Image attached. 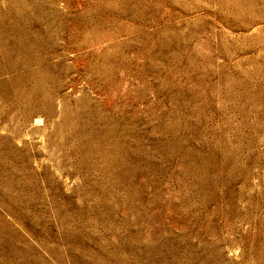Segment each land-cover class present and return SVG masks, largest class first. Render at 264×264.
<instances>
[{"label":"rangeland","instance_id":"rangeland-1","mask_svg":"<svg viewBox=\"0 0 264 264\" xmlns=\"http://www.w3.org/2000/svg\"><path fill=\"white\" fill-rule=\"evenodd\" d=\"M0 83V264H264V0H0Z\"/></svg>","mask_w":264,"mask_h":264},{"label":"bare ground","instance_id":"bare-ground-1","mask_svg":"<svg viewBox=\"0 0 264 264\" xmlns=\"http://www.w3.org/2000/svg\"><path fill=\"white\" fill-rule=\"evenodd\" d=\"M19 27V26H18ZM29 40V39H28ZM21 64V63H20ZM29 69V68H28ZM45 71L43 70H26V72L21 74V76L14 77L12 81L14 83L19 84L23 87H26L27 89H24L23 91V100H30L32 95H35L39 97L37 100L33 99L35 101L29 102L31 103L32 111H38L43 112L46 110L45 102H50L51 96L49 94H46V92L43 90V85L47 81L48 76ZM49 74V73H48ZM25 79V81H23ZM3 83V82H2ZM1 84V83H0ZM2 86V85H1ZM22 89V88H21ZM19 89L18 91H20ZM23 90V89H22ZM21 90V91H22ZM54 90V89H53ZM20 95V94H19ZM39 95V96H38ZM21 96V95H20ZM19 98V97H18ZM18 101V100H17ZM21 103V102H19ZM15 104V103H14ZM26 114V113H25ZM42 114V113H41ZM28 118V117H27ZM91 127V126H90ZM96 146V145H95ZM17 155V154H16ZM22 159V158H21ZM115 172V171H114ZM113 174V173H112ZM114 176V175H113ZM89 182V181H88ZM54 183V182H53ZM65 185V184H64ZM29 197V196H28ZM98 197V196H97ZM52 211V210H51ZM93 238V237H92ZM139 248V247H138ZM146 258V257H145ZM163 258V257H162ZM167 263V262H166Z\"/></svg>","mask_w":264,"mask_h":264}]
</instances>
